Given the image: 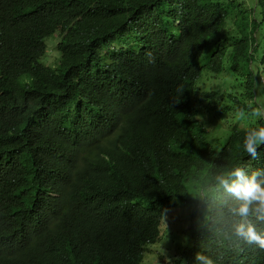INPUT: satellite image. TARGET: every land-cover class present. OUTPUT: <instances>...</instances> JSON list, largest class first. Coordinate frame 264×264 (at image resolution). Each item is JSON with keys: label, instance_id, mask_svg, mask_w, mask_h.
Returning a JSON list of instances; mask_svg holds the SVG:
<instances>
[{"label": "trees", "instance_id": "1", "mask_svg": "<svg viewBox=\"0 0 264 264\" xmlns=\"http://www.w3.org/2000/svg\"><path fill=\"white\" fill-rule=\"evenodd\" d=\"M262 78L264 0H0V223L21 236L0 234V264H141L180 202L193 204L185 264H264V250L208 239L184 192L203 161L264 168V144L242 151L264 119L235 115L264 102ZM81 106L105 148L68 153L57 182L39 146Z\"/></svg>", "mask_w": 264, "mask_h": 264}, {"label": "clouds", "instance_id": "2", "mask_svg": "<svg viewBox=\"0 0 264 264\" xmlns=\"http://www.w3.org/2000/svg\"><path fill=\"white\" fill-rule=\"evenodd\" d=\"M27 78L24 77V80ZM262 81L264 82L263 78ZM45 100H41V104ZM81 109L85 111L81 106L72 108L66 113L61 121V130L51 147L39 146L40 156L51 166L52 177L57 182L63 177L64 158L68 153L74 152L78 160L83 162L96 149L99 150L100 146L105 148L103 135L94 116L92 113L82 114L79 112ZM111 113L114 114V111L111 110ZM235 115L238 121H244L248 117L256 120L264 119V102L257 97L255 106L249 103L247 112L241 108L236 110ZM112 133L111 137L115 141L116 138ZM5 138L12 153L19 152L26 155L28 150L22 149L17 136L11 137L7 132ZM262 144H264V124L247 127L242 141L243 153L256 159L257 148ZM203 162V165L189 177L188 189L184 191L198 206V226L206 230L209 234L208 239L211 238L222 244L227 243L228 246L240 250H243L242 246H255L264 250V168L246 171L240 162L230 165ZM34 169L36 171V168ZM190 205L193 207V204ZM190 213L186 221L188 227ZM161 225L162 223L160 228ZM0 234L8 245L21 239L19 232L4 222L0 223ZM146 245H144L141 264L144 263ZM195 262L216 264L213 257L204 252L195 254ZM165 264H173V262L166 259ZM180 264L185 262L181 260Z\"/></svg>", "mask_w": 264, "mask_h": 264}, {"label": "rangeland", "instance_id": "3", "mask_svg": "<svg viewBox=\"0 0 264 264\" xmlns=\"http://www.w3.org/2000/svg\"><path fill=\"white\" fill-rule=\"evenodd\" d=\"M52 37L54 36L48 37L46 40L48 43V51H55L59 55L55 41H51ZM50 54L51 52L47 55L50 56ZM56 57L58 56L53 55L50 58L51 62H55ZM41 61L44 62V57L41 58ZM198 83L201 84L202 79H200ZM229 122L230 121L226 119L224 120L225 124ZM219 131H221V127ZM189 208H192V205L180 202L166 211L161 225V239L155 243L146 245L143 264H165L166 259H170L173 264H177L176 261L184 259L182 250L185 244L182 240L184 236L185 238L187 237L184 231L188 228V222L186 223V221L191 211ZM174 259L176 260L174 261Z\"/></svg>", "mask_w": 264, "mask_h": 264}]
</instances>
